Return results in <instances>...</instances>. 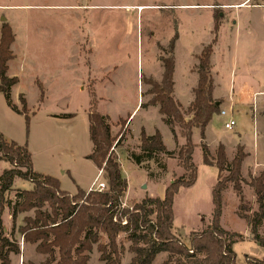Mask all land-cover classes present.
I'll list each match as a JSON object with an SVG mask.
<instances>
[{"label":"rangeland","instance_id":"obj_1","mask_svg":"<svg viewBox=\"0 0 264 264\" xmlns=\"http://www.w3.org/2000/svg\"><path fill=\"white\" fill-rule=\"evenodd\" d=\"M243 1L0 0V27L4 17V23L14 35L11 47L14 59L9 64V76L17 77L19 82L13 89L12 102L20 106L22 96L29 117L35 113L26 126L0 94V132L15 142L23 141L28 135L41 150L49 143L50 149L67 148L73 159L65 158L60 163L77 164L79 171H87L81 166V158L86 160L84 155L92 148L87 130L89 93H95L100 114L112 121L126 120L139 97L142 102L138 108L152 98L148 94L151 87L144 81L160 79L163 70L160 59L170 57L169 44L174 37L178 38L176 57L181 76L189 55L213 38L214 19L219 24L223 22L225 26L217 33L219 46L213 70L216 95L223 100L220 111L226 115H213L205 131V142L212 157L219 144L225 147L228 161L234 157L238 144L248 154L242 165V196L236 197L231 184L228 185L222 194L220 224L224 230L242 237L235 239L233 246L238 264H245L246 258H262L264 249L253 242L248 226L237 215L239 205L250 204L256 209L254 194L247 183L249 175L264 173V0H247V8H233ZM252 5L261 6L251 8ZM38 84L43 91L42 103ZM177 88L184 93L180 81ZM49 114L74 115L75 119L60 121L56 130L46 123L45 117ZM159 116L155 110L141 112L113 151L127 182L126 200L163 198L169 184L184 175L176 155L180 146L173 150V135ZM230 120L235 126L227 130L224 124ZM110 125L112 135L117 136L118 121ZM141 126L154 132L161 130L164 145L174 156L160 154L152 161L137 165L134 157L141 154ZM175 131L183 145V135L178 128ZM192 143L197 179L192 187L180 188L173 201L174 233L186 245H189L190 232H200L210 224L211 190L217 182V170L202 163L197 129L193 130ZM6 168L7 164L0 162V174ZM14 187L32 188L30 182L21 179H15ZM63 189L70 192L72 184L64 182ZM10 197L14 196L10 194ZM123 203L126 205V201ZM10 212L5 210L7 235L11 230ZM26 215L32 213L22 214L18 219ZM259 234L264 238V223ZM118 243L123 246L121 264H126L131 254L130 243L124 235L118 237ZM19 245L21 249V240ZM32 249L24 250L23 264H40L45 260V256L33 254ZM98 258L94 247L88 264H99ZM155 261L153 264H159L161 257ZM11 264H16V260L12 259Z\"/></svg>","mask_w":264,"mask_h":264},{"label":"trees","instance_id":"obj_2","mask_svg":"<svg viewBox=\"0 0 264 264\" xmlns=\"http://www.w3.org/2000/svg\"><path fill=\"white\" fill-rule=\"evenodd\" d=\"M218 29L219 22L214 19L213 38L197 56L198 82L193 90L194 99L186 110L173 97V50L177 37L169 44L170 57L160 59L163 67L161 81H144L151 87L148 94L152 98L147 104L142 103L140 108L157 106L162 122L169 127L173 139L177 140L175 128L184 137V144L176 154L184 175L169 184L163 198L145 197L139 202L125 199L127 182L121 175L113 151L125 136L130 116L118 121L120 130L117 136H113L109 118L97 111L98 102L92 91L89 93L87 113L92 151L86 159L102 171L103 191L85 192L77 188L73 195L62 191L57 179L33 171L31 155L25 145L7 141L0 133V161L8 165L0 174V264H10L11 254L20 255L19 242L14 238L15 220L19 214L30 212L32 216L24 217L16 232L24 244L35 247L36 254L45 256L40 264H88L94 247L99 254V264H121L123 246L118 243L120 235H124L125 241L130 243L128 251L133 257L128 264H152L160 253L167 254V259L161 264H238L233 245L235 239L242 237L221 227L222 194L231 184L236 197L242 196L244 179L241 168L248 154L244 146L238 144L234 157L228 161L225 147L219 144L212 157L205 142L206 127L213 115H220L221 112V101L213 98L210 65ZM13 43L11 28L3 23L0 27V94L13 112L24 117L28 126L30 117L25 99L19 97V110L11 100V90L19 82L17 77L7 76L8 62L14 59L11 51ZM38 86L41 92L39 102L42 103L43 91ZM72 117L61 116L64 119ZM194 129L199 130L202 163L217 170V182L211 190L213 209L210 224L200 232H190L189 245H186L174 233L173 201L180 188L192 187L197 179V170L192 163ZM139 144L141 154L134 157L137 165L152 161L160 154L174 156L166 149L157 130L148 136L141 129ZM223 173L227 175L223 176ZM15 179L30 182L32 189L14 190ZM247 185L254 194L256 209L250 204L239 205L237 215L248 226L253 242L264 249V238L259 234V228L264 223V173L249 175ZM12 192H15L14 201L9 199ZM6 209L11 211L12 230L9 236L2 221ZM245 264H264V256L246 258Z\"/></svg>","mask_w":264,"mask_h":264},{"label":"crops","instance_id":"obj_3","mask_svg":"<svg viewBox=\"0 0 264 264\" xmlns=\"http://www.w3.org/2000/svg\"><path fill=\"white\" fill-rule=\"evenodd\" d=\"M246 1L247 0L241 2L240 4H237L236 6H233V8H238V9H245V8H247L249 5L248 4H245ZM243 4H245V5L243 6V8H241V5H243ZM259 6H261V5H258V6H253L252 5L251 8H259ZM224 26H225V24L223 22H221L219 24L218 32ZM177 39L178 38H176V40L174 42V50H173V58H174V73H173L174 86H173V97L180 104V106L182 107V109L183 110H186L190 106V104L192 103V101L194 99L193 90L196 88L197 82H198V75L196 73V66L198 65L197 56L201 53L203 47L204 46H207L211 42L212 38L209 41H206L205 43H203L200 46H198L189 55V57H188L189 58V62L187 64L186 68L184 69L183 73L181 74V76L178 75V64H177V57H176V44H177ZM218 46H219V40L217 41L216 45L214 46L213 52H212V54L210 56V65H211V74H212L213 83H214L213 98L215 100L221 101V105H220V109H221V107L223 105L222 104L223 103V100L216 95L215 76H214L215 74H214V70H213L214 69L215 62H216L215 59H216V52L218 50ZM228 56H229V59H231L230 55H228ZM10 62H8V71H7V76L8 77H11V76H9V64H10ZM229 64L231 65V61H229ZM234 72H236V71H234ZM234 72H232V74ZM162 74H163V70H162ZM161 79H162V75H161L160 79L157 80V81H155V82H160ZM178 81L181 82V88L184 91V93L178 91V88H177ZM14 88H15V86L11 90V100H12V92H13V89ZM148 100H150V99H148ZM140 101L142 102V99L140 100V97H139L136 107L134 108V110L132 111V113L129 115L130 118L127 120V128L128 129H129V126L131 125V123L139 116V114L141 112H144V113L146 112L147 113L150 110H155V112H158V107L157 106H147L145 108H138L139 107V104H140ZM13 105L18 110L20 109V106H18L16 104H13ZM13 113L15 115L21 117L24 120V117L22 115L16 114L15 112H13ZM62 115H64V114H62ZM62 115H53V114L50 115L49 114V115H47L45 117L46 123L48 125H50V126H53L54 129L58 130L59 129V125H60V121H71L72 122L75 119V116L74 115H73L72 118H69V119L68 118L67 119L61 118ZM102 115L103 116H107V115H104V114H102ZM34 117H35V113H33L32 116H30L29 124L31 123V121H32V119ZM107 117L109 118V121H110L111 124L112 123L116 124V122L119 121V120L112 121L109 116H107ZM159 118L162 121V116L161 115L159 116ZM87 122H88V119H87ZM68 125L71 126V127L73 126V124L72 125L71 124H68ZM141 129H143L145 131L146 135H148V136H152L155 133L154 130H151L150 131L149 129H145L144 126H141ZM141 129H140V131H141ZM87 130H88V125H87ZM156 130L161 134V130H159V129H156ZM71 133H73V131ZM176 134H177V140L175 141L173 139L174 142H175V147H174L173 150H175L176 146H180V147L182 146L181 143H180V141H179V134L177 132H176ZM5 139L7 141H10V142L11 141L12 142H15L13 139L12 140L11 139L8 140L7 138H5ZM162 141H163V138H162ZM15 143L18 144V145H20V146L25 145L27 147V150L29 151V153L31 155L32 168H33V171L34 172H36L38 174H41V175L51 176V177L57 179L58 182H59V184H60V189L62 191H65V192L69 193L70 195L75 194L76 191H77V188H80L81 190H83L85 192H88V191H90V190L93 189L92 188V185L94 183H97L98 181L102 180V178H101V176L99 174L100 173L99 170L95 167V165L90 160H87V159L86 160H83L81 158V160H82L81 166L84 167V169H86V170L88 169L87 171H85V170L84 171H79L77 169V167H76V166H79L77 164H71V163L70 164H65V163L63 164V163H60V161L63 160V159H65V158H72L73 159V156L71 155V153L68 151L67 148L53 147L52 149H50L52 147V144L49 143V145H46L45 144V147H42L43 149L41 150V149H38V147L35 146L34 141H30L29 140L28 135H26V137H25V139H23V141H19V142L17 141ZM91 151H92V148H91ZM91 151L88 152L87 154H85L84 155V158H85V156L89 155L91 153ZM0 162H2V161H0ZM243 163H242V165H243ZM7 168H8V165H7ZM89 169H90V172H89ZM241 174H242V168H241ZM253 176H257V175H253ZM64 182H69V184H72L73 189L70 190V192L63 189ZM31 186H32V184H31ZM13 189H15V190H21L19 188L16 189L14 187V182H13ZM11 194L14 197L12 198L9 195V199L11 201H14V199H15V192H12ZM6 210H8V209H6ZM20 215H22V214H19L17 216L16 220H15L16 230H17V228L19 226L22 225L23 218L26 217V216H29V215H26V216L20 217L21 219L19 220L18 218H19ZM30 216H32V215H30ZM4 217H5V211H4L3 216H2V221H3V226H4L5 233L7 235V232H6L7 229H6V226H5ZM9 218L11 220L10 213H9ZM11 230H12V221H11ZM11 230H10V233H11ZM16 230H15V234L18 235L17 232H16ZM14 238L18 242L21 240V249H20V252L21 253H20V255H13V254H11L10 255V264L12 263V259H15L16 260V264H21V262L23 264V261H24V258H25V256H24V250L25 249L27 250L28 248H30V249L33 248L32 249V253L35 254V247L32 246V245H29V244H24L23 241H22V239L19 237V235H18L17 238L14 235ZM28 253L31 254V252H29V251H28ZM42 257H44V256H42ZM132 257L133 256L131 254L128 256V259L126 261V264H128L130 262V260H131ZM160 257H161V261L159 262V264H161L162 262H164L167 259V254L166 253H160V254H158L156 256L155 260L158 259V258H160ZM40 260L42 261L41 258H40ZM155 260L153 261V263L156 262ZM122 261H123V258H122Z\"/></svg>","mask_w":264,"mask_h":264},{"label":"built area","instance_id":"obj_4","mask_svg":"<svg viewBox=\"0 0 264 264\" xmlns=\"http://www.w3.org/2000/svg\"><path fill=\"white\" fill-rule=\"evenodd\" d=\"M220 115L221 116H225L226 115V113H225V111H221L220 112ZM235 126V122L233 121V120H230V121H228V122H226L225 124H224V128L225 129H227V130H231V129H233V127ZM100 173V176L102 175V171H99ZM92 190H97V191H103V190H105V183H94L93 185H92Z\"/></svg>","mask_w":264,"mask_h":264},{"label":"water","instance_id":"obj_5","mask_svg":"<svg viewBox=\"0 0 264 264\" xmlns=\"http://www.w3.org/2000/svg\"><path fill=\"white\" fill-rule=\"evenodd\" d=\"M1 22H3V23L5 22V18H4V17H3V18H1Z\"/></svg>","mask_w":264,"mask_h":264}]
</instances>
